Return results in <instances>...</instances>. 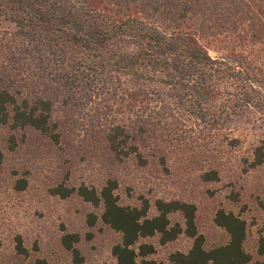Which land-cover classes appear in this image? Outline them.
<instances>
[{
  "label": "trees",
  "instance_id": "1",
  "mask_svg": "<svg viewBox=\"0 0 264 264\" xmlns=\"http://www.w3.org/2000/svg\"><path fill=\"white\" fill-rule=\"evenodd\" d=\"M100 1L111 6L113 15L83 0H0V21L13 25L1 48H6L8 68L22 80L16 85L17 80L5 79H9L8 72H0V125L12 131L32 128L58 142L53 122L56 106L81 109L95 103L94 118L99 122L107 118L113 105L118 102L120 107L128 99L139 104L141 115H136L130 128L112 125L105 133L107 144L118 159L131 157L145 165L133 141L143 138L149 125L202 126L213 131L264 121V71L236 57L210 56L193 33L180 28L185 19L197 18L202 33L225 24L234 32L244 16L233 1ZM156 106V120L144 116ZM150 129L155 133L154 127ZM236 141L231 138L228 144ZM14 146L11 136L9 147ZM247 162L244 170L263 164L264 135ZM201 178L219 180L212 169ZM25 184L19 179L15 187L21 190ZM118 188L117 180L110 178L99 187L82 182L74 186L60 183L50 189L60 198L76 194L93 210L86 215L89 227L99 221L119 235L110 248L114 264H160L154 258L155 245L146 240L157 237L164 245L181 233L191 239V246L186 252H172L171 264H264V226L257 230L254 258L244 249L245 219L218 208L213 223L225 232L227 241L205 248L204 236L196 228L194 203L156 198L153 213L149 199L143 196L138 198L139 206L120 203ZM237 199V194L232 195V200ZM176 213L182 224L171 222L170 216ZM79 240L76 232L60 238L70 264H86L76 246ZM15 250L29 254L19 235ZM29 264L53 263L37 257Z\"/></svg>",
  "mask_w": 264,
  "mask_h": 264
},
{
  "label": "rangeland",
  "instance_id": "2",
  "mask_svg": "<svg viewBox=\"0 0 264 264\" xmlns=\"http://www.w3.org/2000/svg\"><path fill=\"white\" fill-rule=\"evenodd\" d=\"M83 1L113 15L111 6L100 0ZM230 1L244 16L234 32L225 24L202 33L197 18L185 19L180 28L193 33L210 56L236 57L244 65L264 71V0ZM12 30L11 23L0 21V72L9 73V79L5 76L8 82L17 80L16 85H21L20 75L8 68L6 48H1ZM121 103L120 107L118 102L113 105L107 118L99 122L94 118L95 103L81 109L56 106L53 122L58 142L32 128L12 131L0 125V264H29L37 257L53 264H70L69 252L60 243L66 232L80 234L76 246L86 264H114L110 248L119 241V235L99 221L89 227L86 215L93 210L76 194L60 198L50 193L60 183L99 187L110 178L117 180V194L125 205L139 206L138 198L143 196L149 199L154 213L152 202L156 198L194 203L196 228L204 236L205 248L227 241L225 232L213 223L215 211L223 208L239 214L248 229L244 249L256 258L257 230L264 226V162L254 169L244 168L254 145L264 135V121L213 131L202 126L149 125V132L133 141L146 159L145 165H138L131 157L118 159L107 144L105 133L112 125L130 128L141 115L137 102L126 99ZM157 109H148L144 116L149 114L156 120ZM11 136L15 137L13 149L9 147ZM231 138L237 139L234 145L228 144ZM211 169L219 180H202L201 175ZM19 179L26 182L21 190L15 187ZM234 194L236 201L232 200ZM170 220L183 223L178 213ZM17 235L28 250L27 256L15 250ZM146 241L155 245L154 258L160 264H171L172 252H186L191 246L184 233L164 245L157 237Z\"/></svg>",
  "mask_w": 264,
  "mask_h": 264
}]
</instances>
